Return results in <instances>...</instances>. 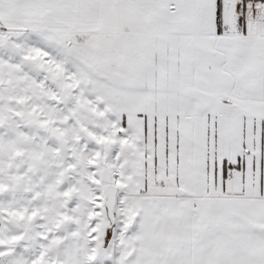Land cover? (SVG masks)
Listing matches in <instances>:
<instances>
[{
    "label": "snow or ice",
    "instance_id": "snow-or-ice-1",
    "mask_svg": "<svg viewBox=\"0 0 264 264\" xmlns=\"http://www.w3.org/2000/svg\"><path fill=\"white\" fill-rule=\"evenodd\" d=\"M0 264H264V0H0Z\"/></svg>",
    "mask_w": 264,
    "mask_h": 264
}]
</instances>
